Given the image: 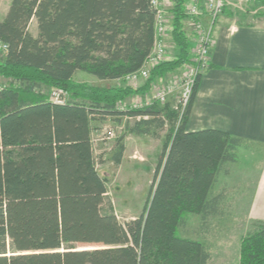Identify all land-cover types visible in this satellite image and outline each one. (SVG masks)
I'll list each match as a JSON object with an SVG mask.
<instances>
[{"label":"trees","instance_id":"1","mask_svg":"<svg viewBox=\"0 0 264 264\" xmlns=\"http://www.w3.org/2000/svg\"><path fill=\"white\" fill-rule=\"evenodd\" d=\"M172 0L173 59L152 68L140 87L86 84L78 71L113 81L138 70L154 41L149 0H9L0 20L7 52L0 76V264H207L198 239L181 236L187 215L221 213L218 176L229 174L241 138L219 129L186 131L198 87L176 126L170 103L120 110L117 103L148 91L157 75L178 71L189 60L184 3ZM36 22V35L29 30ZM61 88L70 99L57 104L41 94ZM140 117L128 132L149 134L170 123V140L158 156L139 216L121 223L103 211L107 181L96 168L93 123ZM164 118V119H162ZM119 144L113 162L121 161ZM239 264H264V221L240 239Z\"/></svg>","mask_w":264,"mask_h":264},{"label":"rangeland","instance_id":"2","mask_svg":"<svg viewBox=\"0 0 264 264\" xmlns=\"http://www.w3.org/2000/svg\"><path fill=\"white\" fill-rule=\"evenodd\" d=\"M8 5L9 0H0V17L5 14ZM226 11L239 19H242V17L248 20L255 17L259 18L264 15V0H248L241 8L226 9L224 12ZM186 25L185 22V30ZM29 30L33 35H36V22L34 20L31 21ZM193 45L190 46L189 52L194 51ZM2 57L3 55L0 54V60ZM184 65L180 70L172 71L171 78L180 75ZM160 76H163V74L157 75L153 80L158 81ZM5 79L0 82L2 88L10 84V79ZM73 80L90 85L131 86L123 81H100L94 76L80 71L74 74ZM161 84L160 82L152 84V87L143 95L133 94L130 95L131 97H126L125 99L129 97L132 99L131 104L125 106L124 99L117 103L118 109L143 108L148 97L154 94L156 89L162 88ZM51 89L43 87L40 93L48 98ZM173 97L169 98L170 106L174 101ZM70 98L68 94V100ZM138 119L140 117H110L103 122L96 121L92 124L91 137L96 168L98 173L107 181V193L102 209L105 211L112 208L121 223L139 216L142 212L152 184L158 156L164 144L170 140V123L162 128L152 126L149 134L136 135L128 132L125 125L127 123L133 125ZM120 143L124 145V151L120 163L115 165L113 155ZM261 154L262 148L257 145L249 143L240 148L237 161L225 165V168L229 169V174L221 173L214 188L215 193L223 192L224 195L221 213L205 220L201 219L199 215H187L179 230L181 236L201 240L207 247L210 246L213 249H216L221 243L231 246H236L239 243L240 251V239L252 229V222H249L246 217L251 190V180L249 172L246 170L251 168L253 164L259 163ZM230 170L234 171L233 175H230ZM242 180L245 181L244 184L240 182Z\"/></svg>","mask_w":264,"mask_h":264},{"label":"crops","instance_id":"3","mask_svg":"<svg viewBox=\"0 0 264 264\" xmlns=\"http://www.w3.org/2000/svg\"><path fill=\"white\" fill-rule=\"evenodd\" d=\"M163 4L171 16L172 0H163ZM2 15L0 20L5 14ZM186 31L190 34L189 27ZM166 42L167 61L176 54L170 33ZM210 56L209 68L200 75L185 129H219L241 138L242 146L250 143L262 148L259 163L246 170L251 180L246 217L249 222L264 221V15L248 20L224 12L213 26ZM171 74H163L153 84L160 82L165 86L172 79ZM4 80L0 76V82ZM142 85V81L131 84ZM130 97L125 99V106L131 104ZM230 171L233 175L234 171ZM208 249L207 264H239V243L236 246L221 243L216 249L210 246Z\"/></svg>","mask_w":264,"mask_h":264},{"label":"built area","instance_id":"4","mask_svg":"<svg viewBox=\"0 0 264 264\" xmlns=\"http://www.w3.org/2000/svg\"><path fill=\"white\" fill-rule=\"evenodd\" d=\"M155 11L154 15V41L152 48L143 61L141 67L118 81L129 85L137 81H146L151 70L156 65L165 61L167 53V36L171 31V16L168 14L163 0H149ZM248 0H186L184 14L186 27L190 28V41L193 50L190 51V59L180 75L173 77L165 86L157 89L148 97L144 105L157 103L164 105L169 98L174 96L171 108L176 111V126L180 123L191 99L195 80L209 68L211 45L213 41V26L215 20L226 9L241 8ZM192 48V47H191ZM7 52V45L0 40V54ZM2 87H0L1 89ZM48 100L63 104L68 101V93L61 88H52L48 94ZM164 119V118H162ZM167 124V120L165 119Z\"/></svg>","mask_w":264,"mask_h":264}]
</instances>
